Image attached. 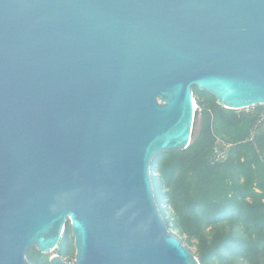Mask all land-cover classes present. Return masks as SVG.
<instances>
[{"label":"water","instance_id":"95a60500","mask_svg":"<svg viewBox=\"0 0 264 264\" xmlns=\"http://www.w3.org/2000/svg\"><path fill=\"white\" fill-rule=\"evenodd\" d=\"M264 106V0H0V264H200L154 199L192 88Z\"/></svg>","mask_w":264,"mask_h":264},{"label":"trees","instance_id":"16d2710c","mask_svg":"<svg viewBox=\"0 0 264 264\" xmlns=\"http://www.w3.org/2000/svg\"><path fill=\"white\" fill-rule=\"evenodd\" d=\"M192 91L198 111L190 145L152 160L155 202L200 264H264V106L229 110ZM55 252L74 259L69 224ZM49 257L27 253L31 264H49Z\"/></svg>","mask_w":264,"mask_h":264},{"label":"rangeland","instance_id":"374dc122","mask_svg":"<svg viewBox=\"0 0 264 264\" xmlns=\"http://www.w3.org/2000/svg\"><path fill=\"white\" fill-rule=\"evenodd\" d=\"M195 109H196V112L198 111V106H197V103H196V101H195ZM196 130H197V126H196V128H195V132H196ZM184 246L185 247H187L189 250H190V252L192 253V254H194V251H195V248L194 247H189V246H186L185 244H184ZM54 254H56V252H53V253H50V254H48L49 256H52V255H54ZM64 260V259H63ZM65 261V260H64Z\"/></svg>","mask_w":264,"mask_h":264},{"label":"bare ground","instance_id":"6f19581e","mask_svg":"<svg viewBox=\"0 0 264 264\" xmlns=\"http://www.w3.org/2000/svg\"><path fill=\"white\" fill-rule=\"evenodd\" d=\"M196 107H195V101H194V109H195Z\"/></svg>","mask_w":264,"mask_h":264},{"label":"flooded vegetation","instance_id":"af4514ba","mask_svg":"<svg viewBox=\"0 0 264 264\" xmlns=\"http://www.w3.org/2000/svg\"><path fill=\"white\" fill-rule=\"evenodd\" d=\"M73 261V260H72Z\"/></svg>","mask_w":264,"mask_h":264}]
</instances>
